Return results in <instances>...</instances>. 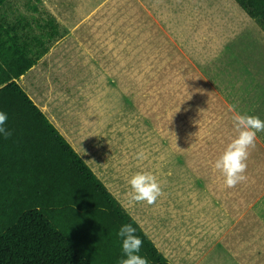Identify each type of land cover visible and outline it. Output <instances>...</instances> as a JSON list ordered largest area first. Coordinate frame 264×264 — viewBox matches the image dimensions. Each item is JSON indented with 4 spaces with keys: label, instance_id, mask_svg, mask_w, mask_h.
Listing matches in <instances>:
<instances>
[{
    "label": "rangeland",
    "instance_id": "374dc122",
    "mask_svg": "<svg viewBox=\"0 0 264 264\" xmlns=\"http://www.w3.org/2000/svg\"><path fill=\"white\" fill-rule=\"evenodd\" d=\"M0 16L48 48L17 81L171 263L264 264V132L245 181L213 167L229 105L264 120V30L235 0H3ZM141 170L153 205L129 203Z\"/></svg>",
    "mask_w": 264,
    "mask_h": 264
},
{
    "label": "trees",
    "instance_id": "16d2710c",
    "mask_svg": "<svg viewBox=\"0 0 264 264\" xmlns=\"http://www.w3.org/2000/svg\"><path fill=\"white\" fill-rule=\"evenodd\" d=\"M235 1L264 30V0ZM20 24L0 16V112L12 133L0 135V264H119L123 224L149 264H172L17 81L48 51Z\"/></svg>",
    "mask_w": 264,
    "mask_h": 264
},
{
    "label": "clouds",
    "instance_id": "9594fccd",
    "mask_svg": "<svg viewBox=\"0 0 264 264\" xmlns=\"http://www.w3.org/2000/svg\"><path fill=\"white\" fill-rule=\"evenodd\" d=\"M229 110L234 113L233 123L235 135L225 145L219 157L214 161V169L224 178V184L233 188L246 180L247 161L251 150L256 147L257 133L264 132V120L254 115L241 114L236 105H229ZM8 116L0 112V135L8 138L12 135L6 127ZM138 160L147 158L141 150L136 154ZM127 183L129 203H145L153 205L162 195V185L156 175L150 171H137L132 174ZM120 238V247L123 258L119 264H149L146 257L139 255L143 245L142 239L136 235V228L132 224H123L116 232Z\"/></svg>",
    "mask_w": 264,
    "mask_h": 264
},
{
    "label": "crops",
    "instance_id": "0c3cea01",
    "mask_svg": "<svg viewBox=\"0 0 264 264\" xmlns=\"http://www.w3.org/2000/svg\"><path fill=\"white\" fill-rule=\"evenodd\" d=\"M32 68V67H31ZM20 77H22V79H24L25 75L22 74ZM20 83V82H19ZM28 94H36V93H32V92H27ZM46 103V102H45ZM45 103H42V104H38L39 107L45 112L47 110V105ZM46 113V112H45ZM47 115V114H46ZM52 117V116H51ZM50 119V118H49ZM59 130L61 131V128H59ZM66 130V129H65ZM67 136V133L65 134L64 133V136ZM68 137V136H67ZM70 142V141H69ZM71 143V142H70ZM74 145V144H73ZM76 148V147H75ZM83 157V155H81ZM92 168V167H91ZM96 173V172H95ZM156 244V243H155ZM157 245V244H156ZM162 251V250H161ZM163 252V251H162ZM166 256V255H165ZM167 257V256H166ZM168 258V257H167ZM169 259V258H168ZM170 261V260H169ZM173 264V263H172Z\"/></svg>",
    "mask_w": 264,
    "mask_h": 264
}]
</instances>
